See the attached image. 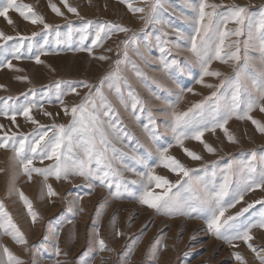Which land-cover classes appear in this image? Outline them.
Here are the masks:
<instances>
[{"label": "snow or ice", "instance_id": "snow-or-ice-1", "mask_svg": "<svg viewBox=\"0 0 264 264\" xmlns=\"http://www.w3.org/2000/svg\"><path fill=\"white\" fill-rule=\"evenodd\" d=\"M132 13H146L140 19L145 25L151 24L159 26L161 31V63L163 70L168 74V78L177 88L180 85L176 82L175 75L170 70L183 73L187 69L180 67L177 59H166L173 49L177 51H187L192 60L201 69L200 78L197 81L204 87L212 89L210 94L199 102L193 103L187 110L177 111L167 100L160 95L153 93V98L166 104L167 108L159 113L165 118L169 130L173 134L176 143L183 152L193 161H201L203 157L197 152L185 147L186 140L199 142L209 154H215L217 149L205 141L206 133L215 134L219 129L223 132L227 141L237 143L235 134L229 129V121L236 119H247L255 125L256 130L264 134V122L255 119L251 113L259 110L264 113V5L260 6L259 15L254 16L250 6L231 4L210 3L209 0H183L184 8L190 9V15L180 13L181 18L189 25L190 31L185 33L180 29H167L168 21L162 18L167 11L165 5L168 0H143L145 7H134L131 0H123ZM67 11L79 16L76 7L71 6L68 0H63ZM51 10L58 16L64 13L55 4L50 3ZM224 11L219 12L218 9ZM10 11H15L25 21L34 25H43L45 37L55 35L56 43L61 42V26L52 25L45 21L43 15L36 12L35 8L29 4L18 3V0H0V17H3L9 25L14 21L10 18ZM175 14V13H174ZM93 21H85L78 30L75 29L71 21H68L67 31L63 35L66 41H70L74 31H78L81 42L89 38V29L93 26ZM234 25L229 29L228 25ZM131 29L119 24L110 22H96L94 39L91 40L92 47H102L106 39L117 32L127 33ZM40 33L33 32L30 36L17 35L11 36L0 31V67L7 66L13 69L12 59H21L31 52L34 47L35 38ZM174 36L175 39H168ZM241 37H244L241 40ZM15 41L11 46H7L8 41ZM47 38L43 39L40 46V54L44 55L45 46L48 45ZM133 43L136 47L133 51L137 56L139 43L136 41L135 34L130 40L123 41L125 50L121 54L123 60L116 61L115 69L105 75L98 84L92 85L81 82L82 87L89 91L84 94L79 104L64 107L65 115L71 116L69 125L55 124L45 126L39 123L33 116L32 110L37 107V102L28 100L29 95L35 96L34 90L24 93L26 97L24 103L18 104V97H0V115H3L15 123L17 115H22L27 121L36 125L32 133H10L3 131L0 134V148H11L16 165L21 174L27 176L29 182L33 174L43 177L42 195L55 197L59 195L51 184L47 181L49 177L56 180H69L70 177H83L87 181V187L93 189L97 186L105 187L109 190V195L113 198H122L124 194L133 196L129 188V183H139L142 187L141 194L136 197L141 205L147 206L156 211L157 214L167 216L183 215L189 218L205 219L207 231L219 240H223L234 248L239 245L234 241H242L256 255L260 264H264V248L258 249L254 246L253 229H264V199L256 200L247 206L242 207L234 215L225 216V213L234 208L236 204L244 200V196L256 190H264V154H257L255 151L249 153V158L244 162L235 160L228 161L223 168H218V161L202 165L205 174L209 172L213 177L219 171L222 179L219 183L215 180L204 181L203 177L197 175L199 169L186 167L179 159L168 154V147L161 146L156 148L159 163L155 166L149 164V157L153 155L151 149L146 145L143 153L135 151H125L126 141L138 139L128 129L121 119L120 109L130 112L133 120L142 125L143 131L150 144H155L161 133L156 124V115L153 113L148 102L142 99L139 93L133 88L128 77L121 71V64L131 65L134 76L143 82L148 79L136 61L132 60L128 54V44ZM89 53L92 48H82ZM250 50L259 53L258 60L249 55ZM107 51H112L107 49ZM100 60H108L107 56H99ZM36 63H42L39 55L35 57ZM214 61L223 64L232 63L233 73L231 76H224L220 71L211 70ZM22 71V69H15ZM221 79L219 84L205 83L204 77H215ZM20 80H27L26 76L17 77ZM156 83V81H153ZM0 85V88H3ZM160 88H165L164 84H159ZM223 89V91H221ZM51 91V89H49ZM56 95L61 99L64 91L61 89V82L55 83ZM184 89H181L183 92ZM192 92L191 88L187 89ZM255 91L256 101L247 104V110L241 112V105L245 103L246 94ZM71 92L79 95L76 87H71ZM147 114L148 122L141 121V115ZM47 116L52 113L45 112ZM4 128L0 125V130ZM51 133V135H50ZM34 160L41 164L45 160L53 161L46 167H36ZM127 161H131L129 163ZM137 166L142 167L143 171H137ZM163 166L171 172L180 176L175 184L167 177L157 175L155 167ZM4 171L0 169V172ZM125 172L134 173L138 180L127 181L124 177ZM155 188H162V193H156ZM173 188L177 191L173 192ZM19 198L26 208L32 223L38 218V213L33 208L32 201L19 189ZM231 198L227 199L230 196ZM79 199V197H78ZM260 205L257 209L258 219H241L249 209ZM101 209L106 205L101 204ZM73 209L69 205L67 211ZM83 211V209H80ZM113 225L115 220L112 221ZM62 229L59 225L55 227L49 223V234L57 241ZM0 231L10 236L18 245H27L28 240L21 231L18 224L14 221L10 212L7 211L3 201H0ZM116 235H123L117 232ZM96 245L99 251L107 250L104 239L100 238L99 227L96 232ZM47 236L44 237L46 242ZM158 243V242H156ZM45 243L36 246L37 250L44 249ZM163 245L157 252L163 249ZM27 251V249H25ZM3 256L0 257V264H26V261L16 256L7 246L0 248ZM55 254L59 256L61 250L58 243L55 247ZM65 255H67L65 253ZM235 260L239 264H247L245 258L239 251L234 253ZM158 256L153 253V260Z\"/></svg>", "mask_w": 264, "mask_h": 264}, {"label": "rangeland", "instance_id": "rangeland-1", "mask_svg": "<svg viewBox=\"0 0 264 264\" xmlns=\"http://www.w3.org/2000/svg\"><path fill=\"white\" fill-rule=\"evenodd\" d=\"M131 2L134 7L147 8L143 0H131ZM209 2L224 6L247 5L250 6V12L257 17L260 6L264 5V0H209ZM18 3L32 5L36 12L44 16L47 23L61 26V42L56 43L55 35L44 36L43 25H34L25 21L15 11L9 13L14 21L13 25H9L3 17H0V31L7 35L30 36L33 32L40 33L33 42L34 47L31 52L26 53L19 60L9 57L14 66L13 69H9L6 65L0 67V85L4 86L0 88V97H18L16 103L22 104L26 99L23 94L29 93L30 89L34 90L35 96L29 95L27 99L37 102V107L33 108L31 114L40 124L45 126H51L53 123L69 125L71 116L65 115L64 107L71 108L72 105L79 104L84 94L89 91L80 86L81 82L96 85L105 75L112 72L116 67V61L123 60L121 55L125 50L123 41L130 40L135 34L143 59L133 51L136 47L133 43L128 44V54L132 60L136 61L148 79L143 82L137 79L131 70V65L121 64V71L128 77L140 97L151 106L157 117L156 124L161 135L155 144H150L141 123L135 122L130 112L121 108V119L139 141V144L136 140L126 141L125 151L143 153L145 148L140 145H146L153 152V155L149 157V164L155 166L159 163L155 149L161 146L168 147L169 155L179 159L186 167L199 169L197 175L202 176L204 181L215 180L217 183L222 179L219 171L215 177L210 172L205 174L202 170L203 164L218 161V168H223L230 160L246 161L251 151L264 154V134L259 133L251 121L233 117L228 127L235 134L237 143L228 142L223 132L218 129L215 134L206 133L204 138L207 143L217 149L215 154H209L199 142L189 139L185 141V147L197 152L203 160L193 161L187 157L176 143L165 123V118L159 114L161 110L167 108V105L154 99L153 93L167 100L177 111H184L193 103L208 96L212 89L197 82L201 69L192 60L190 53L175 49L166 59L175 58L181 68L185 65L188 67L183 73L176 72L175 69L170 70L180 87L177 88L172 83L161 63V31L159 26L144 24L140 17L146 13H132L123 0H68L71 6L78 9L79 16L68 12L63 0H18ZM50 3H55L64 15H56L51 10ZM165 7L167 11L163 13L162 18L168 21L166 30L171 32L178 28L185 33L190 31L189 25L180 16L181 12L185 15L191 13L190 9L184 8L183 0H168ZM218 11L222 12L224 9L221 8ZM68 21H71L77 30L83 26L85 21H93V26L89 29V38L81 42L78 31H74L71 40L66 41L63 34L67 31ZM105 21L125 26L131 31L117 32L110 39H106L102 47L93 48L91 40L94 39L95 24ZM228 27L231 29L234 25L229 24ZM45 38L49 43L44 49L46 54L41 55L39 50ZM168 39H175V37L170 36ZM243 39L244 37H241V40ZM14 43V40L8 41L7 46ZM82 48H92V52L81 50ZM107 49L112 51H107ZM37 55L42 63H36ZM101 55L109 59H98ZM249 55L258 60L257 51L250 50ZM2 61L3 57H0V62ZM15 69H22V71ZM211 70L220 71L224 76H231L233 73L231 62L223 64L214 61ZM20 76H26L28 79H17ZM224 76L219 79L204 77V80L205 83L219 84ZM56 82H61V89L65 93L62 97L63 104L56 95ZM159 84H164L166 87L160 88ZM71 87H76L80 94L72 93ZM188 88L193 91L188 92ZM181 89L184 91L181 92ZM244 99L245 103L241 105V112L247 110L248 103L256 101L255 91L246 94ZM45 112L52 113V116L45 115ZM251 115L264 122V113L258 109ZM141 121L148 122L146 113L141 115ZM0 125L4 126L0 134L3 131L28 134L37 127L22 115H17L15 123L0 115ZM12 157L11 148H0V169L4 170L0 172V201L4 202L7 211L11 213L27 238L28 244L18 245L10 236L0 231V245L7 246L16 256L25 260L26 264H239L234 257L237 251L245 258L247 264H260L256 255L244 242L234 241L239 245L238 248H234L225 241L212 236L207 231L203 217L167 216L157 214L155 210L141 205L136 198L143 190L139 183L128 185L133 196L124 194L122 198L117 199L110 196L109 190L105 187L97 186L89 189L83 177H70L67 181L63 179L58 181L55 177H49L47 182L59 195L48 197L46 194L42 195V192H46L42 189L43 177L33 174L29 182L27 176L19 172L16 161ZM52 163L53 161L45 160L41 164L38 160H34L36 167H46ZM137 171H143V168L137 166ZM155 172L157 175L167 177L173 184L181 179L180 176L163 166L155 167ZM124 177L129 182L139 179L131 172H125ZM17 189L32 201L33 208L38 213L35 223H32L28 216ZM154 191L159 194L163 192V189L155 188ZM172 191L176 192L177 189L173 188ZM230 198L231 193L226 200ZM260 199H264V190L249 192L244 196V200L236 204L234 208H230L225 216L234 215L242 207ZM101 204L106 205V208L101 209L99 207ZM69 205L73 209L71 212L67 211ZM259 208L260 205H255L241 219H258L257 209ZM113 219L115 220L114 225ZM49 223L54 227L59 225L62 229L58 241L49 234ZM97 227H99L100 238L106 243L107 250L105 251H99L97 248L95 236ZM117 232H122L123 235H116ZM252 234L254 239L251 243L258 249L264 248V229L255 228ZM45 236L48 237L46 242L44 241ZM42 242L46 244V247L37 250L36 246ZM57 243L61 250L59 256L55 254ZM161 245L165 247L157 252ZM153 253L158 256V259L153 260Z\"/></svg>", "mask_w": 264, "mask_h": 264}, {"label": "crops", "instance_id": "crops-1", "mask_svg": "<svg viewBox=\"0 0 264 264\" xmlns=\"http://www.w3.org/2000/svg\"><path fill=\"white\" fill-rule=\"evenodd\" d=\"M0 246L2 247V245H0ZM1 247H0V248H1ZM2 256H3V253H2V252H0V257H2Z\"/></svg>", "mask_w": 264, "mask_h": 264}]
</instances>
